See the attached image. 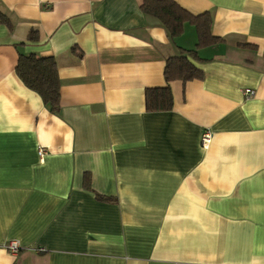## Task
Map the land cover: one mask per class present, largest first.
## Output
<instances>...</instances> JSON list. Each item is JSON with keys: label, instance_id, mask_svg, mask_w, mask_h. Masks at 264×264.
<instances>
[{"label": "crops", "instance_id": "obj_1", "mask_svg": "<svg viewBox=\"0 0 264 264\" xmlns=\"http://www.w3.org/2000/svg\"><path fill=\"white\" fill-rule=\"evenodd\" d=\"M141 2L0 0V264H264V0H176L212 17L197 49ZM182 49L202 77L146 109ZM18 52L55 58L58 112Z\"/></svg>", "mask_w": 264, "mask_h": 264}, {"label": "trees", "instance_id": "obj_2", "mask_svg": "<svg viewBox=\"0 0 264 264\" xmlns=\"http://www.w3.org/2000/svg\"><path fill=\"white\" fill-rule=\"evenodd\" d=\"M140 9L145 15L154 17L162 25L170 37L178 36L184 25H193L197 33L195 48L211 45L221 40L211 33L212 17L205 12L192 15L176 0H142ZM0 23L10 25L8 17L0 12ZM29 41H36L39 35L36 30H30L26 36ZM180 50L178 54L165 59L163 78L165 85L145 89V105L148 110H168L173 99L170 83L179 80L187 81L202 77V72L190 60L198 58L195 50ZM15 73L29 89L38 93L43 104L49 111L56 113L60 107V79L57 73L55 58L51 55L39 56L34 53L18 52Z\"/></svg>", "mask_w": 264, "mask_h": 264}, {"label": "built area", "instance_id": "obj_3", "mask_svg": "<svg viewBox=\"0 0 264 264\" xmlns=\"http://www.w3.org/2000/svg\"><path fill=\"white\" fill-rule=\"evenodd\" d=\"M246 94L250 93L251 91L249 89L244 90ZM211 139L210 131L204 130L200 137V145L203 148H207L209 145ZM45 149L41 146L38 147V155L42 156L44 154ZM4 248L7 250V252L13 256L17 255V253L20 250V244L17 240H9L5 245Z\"/></svg>", "mask_w": 264, "mask_h": 264}]
</instances>
